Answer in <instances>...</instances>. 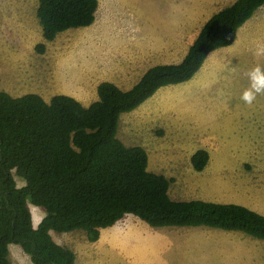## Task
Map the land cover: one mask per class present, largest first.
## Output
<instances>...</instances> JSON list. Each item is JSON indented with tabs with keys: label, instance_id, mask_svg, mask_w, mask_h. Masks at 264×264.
I'll use <instances>...</instances> for the list:
<instances>
[{
	"label": "trees",
	"instance_id": "16d2710c",
	"mask_svg": "<svg viewBox=\"0 0 264 264\" xmlns=\"http://www.w3.org/2000/svg\"><path fill=\"white\" fill-rule=\"evenodd\" d=\"M37 1L45 41L92 24L98 7V0ZM263 4L235 0L204 22L179 63L150 67L128 90L102 81L98 99L87 106L65 94L47 101L36 92L12 96L0 90V264H11L12 243L33 264H75L73 250L57 245L50 231L82 230L87 240L96 241L101 229L128 214L151 227L204 225L264 240V215L232 203L172 200V178L148 170L146 150L117 137L123 113L159 88L189 80L212 50L232 43L238 28ZM43 49L44 43L36 44V51ZM208 159L202 148L190 157L196 171ZM13 173L28 186L17 191ZM29 200L48 213L38 231L31 226Z\"/></svg>",
	"mask_w": 264,
	"mask_h": 264
},
{
	"label": "rangeland",
	"instance_id": "374dc122",
	"mask_svg": "<svg viewBox=\"0 0 264 264\" xmlns=\"http://www.w3.org/2000/svg\"><path fill=\"white\" fill-rule=\"evenodd\" d=\"M171 2L172 0H98L96 22L92 28H70L60 32L50 42L42 37L36 6L30 4L31 0H0V72L3 75L0 90H9L10 87L12 96L36 91L49 95L65 84L69 86L67 91L73 93L88 91L87 86L83 87L76 81L93 75L101 77L103 74H120L119 65L124 66V60L134 59L133 54L137 55L142 50V46H139L141 29L171 20ZM196 7L193 15H182L180 22H188L186 19L191 18L192 23L198 26L204 21L208 13L195 15L199 6ZM199 29L200 27L197 31L183 27L180 29L182 41L178 48L180 54L176 53L178 58L187 53L189 34H197ZM142 33L145 35V32ZM147 39V47H153L154 41L150 37ZM159 42L162 44L160 40ZM37 43H44L42 52L35 50ZM162 48L168 52V47ZM171 50L177 51V48L171 47ZM51 66L53 72L58 73L53 77L52 83L47 77ZM65 75L72 76L65 79ZM72 77L74 85L68 82ZM219 83L222 84L213 85V99L217 98L215 102L219 106L234 109L228 112L231 126L223 127L205 118L207 111L198 109V104L206 103V95L200 93L191 99L187 98L186 93L183 95L186 89L180 86L165 87L143 105L134 117L119 121L117 137L126 145H139L146 150L148 170L172 178L168 187V195L172 200L198 196L201 189L206 188L199 183H192L199 176L210 187L219 185V181H211L213 177H221L219 170L222 167L241 166L247 172L256 167V173H259L256 179L264 176V95H258L249 106L240 99L241 92L248 87L247 80L225 78ZM203 90L201 88V92ZM238 106L246 110H236ZM233 119L235 121L232 122ZM256 119L259 120L257 123ZM195 120L201 122L197 123ZM202 121H206V124ZM257 132L261 135L258 136ZM200 148L207 150L209 161L204 170L194 174L195 170L189 159ZM15 177L18 176L13 173L14 181ZM257 189L264 190V186H257ZM256 210L264 215V196L256 197ZM116 225L115 229L104 230L102 238L97 241L87 240L82 230H75V233L62 239L52 234V238L73 250L75 264H161L156 249L158 239L148 238L147 235L165 232L172 236L170 240L175 244L174 252H166L168 264L210 263L201 262L198 254H183L181 251V243L200 239L199 235H193L197 232L193 226L151 227L130 214ZM200 228L214 227L203 225ZM112 230H116V234ZM215 237L222 239L221 236ZM210 241L212 243L211 239ZM14 248L16 250L11 247L9 251L11 264H33L19 244ZM213 259L218 261L214 254ZM256 260L260 264L264 258L256 257Z\"/></svg>",
	"mask_w": 264,
	"mask_h": 264
},
{
	"label": "crops",
	"instance_id": "0c3cea01",
	"mask_svg": "<svg viewBox=\"0 0 264 264\" xmlns=\"http://www.w3.org/2000/svg\"><path fill=\"white\" fill-rule=\"evenodd\" d=\"M234 1L235 0H172L170 8L171 20H169L165 24L153 25L154 23H152V27L145 28V30L143 28L141 29L140 34H142V37H140L139 46H142V50L138 52L137 55L133 54L134 59L124 60L122 62H126L124 66L119 65L121 70L120 74H103L101 77L93 75L87 76V78H84L82 80L79 79L78 81H76L78 84H81L83 87H88V91L81 93H73L67 91V88H69V86H65V84H63V87L60 90L54 89L53 92L49 95H45L39 91H36V93L40 94L47 101L55 94L69 95L77 99L83 105L87 106L98 99L97 85L102 81L112 82L120 89L128 90L139 81L145 71L150 67L158 64H176L183 59V57L178 58L176 55V53L180 54L178 48H180L181 46L182 36L179 32L182 27L184 29L191 28V30L194 29L193 31H197L198 27H200L201 29L204 22L212 14L232 4ZM30 4L32 6H36L37 8L38 3H36V0H31ZM197 5L199 6V8L196 10L195 15L206 14V12L208 13L206 14L207 17L204 19V21H202L198 26L192 23L191 18L186 19L188 22L181 23L180 21L182 15H193V11L197 8ZM107 12L109 11L107 10ZM109 14L112 15V12H109ZM95 22L96 21L85 27L92 28ZM195 25L197 30L195 29ZM175 31L177 32L174 33ZM142 32H145V35ZM79 34L81 35V33ZM197 34L194 33L192 36L191 34H189L187 40L188 48L195 40ZM147 37H150V39L154 41L153 47H147ZM159 40L162 42V44L159 42ZM256 41H264V4L256 9L252 16L238 28L235 38L231 44L218 47L212 50L207 55L200 69L189 80L159 88L151 97L146 99L136 109L130 112L123 113L120 116L119 121L122 118L134 117L139 112L141 107H143V105L145 106L151 99L155 98V95L158 92L162 91V89H164L165 87L180 86V88L186 89V91L183 92V95L186 93L188 95L187 98L191 99V97L200 93H204L206 95V103L203 105L198 104L200 105L198 109L207 111L205 118L219 123L223 127L231 126L232 123L228 112L234 109L219 106L218 103L215 102L217 98L213 99V95L215 94L213 91V85L222 84L219 82L224 80L225 78L228 79L236 77L238 79L241 78L243 80H247L244 73L248 69L252 68L257 63H259L261 66H264V57L257 58L253 55L252 49ZM162 45L168 47V52L163 50ZM171 47L177 48V51L171 50ZM150 48L151 51H149ZM57 75L58 73L56 71L53 72L51 66V71L47 75L51 83L54 79L53 77ZM71 76L72 75H65L64 78H71ZM2 80L3 75L0 72V84H2ZM73 80L74 79L72 77V79H69L68 82L74 85L75 83ZM201 88L204 89L202 92ZM8 89L9 90L4 88L7 93L9 92V94H11L10 87ZM236 110L245 111L246 109L244 107L240 108V106H238ZM233 121H235V119H233L232 122ZM258 121L259 120L256 119V123ZM195 122L200 123L201 120H195ZM202 122L206 124V121ZM256 127H258V124H256ZM257 135L260 136L261 133L257 132ZM229 167L230 166L222 167L219 170V174L221 175V177H213L214 179L211 182L219 181V185L210 187L208 186V182L205 183L204 179L200 178L199 176L197 181L191 180L193 181L192 183H199L200 185L206 187L201 189L202 191L198 196L190 199L173 198L175 200L194 199L226 204L234 203L247 207L256 212V197L264 196V190H256V187L264 186V184H262V182L264 183V176L260 177V179H256V175L259 174L256 173V167L253 168L250 172H247L246 169L242 168L241 166H239L238 168ZM175 168L179 169V167ZM187 171L190 173L189 169ZM201 171L195 170L194 174L200 173ZM249 176H251L252 178H249ZM202 181L204 182V184ZM119 221L109 227L101 229L99 238L103 236L104 230L115 229V227H117V225L115 226V224H117ZM193 227L197 230V232L193 233V235H199L200 239L197 241H189L186 238L188 241H185L184 244L181 243L180 248L183 254H198L201 259L200 261L203 263H205L206 261H210L209 264H224V262H226V264H258L256 257L264 258V240L258 239L256 241V238L248 236L246 234H242L238 231H229L212 227V229H206L200 228L201 226ZM115 231L113 232L116 234ZM73 233H75V231H50L51 237H53L52 234H55L61 239L62 237L66 238ZM152 234L153 235L148 234L147 237H154V239H158V246L156 248L158 252L157 254L159 256L158 259L160 260L161 264H168L166 262V252H174L175 250V244L170 240L172 236L170 234H166L165 232H161L159 234L156 232H152ZM215 236H221L222 239ZM210 239L212 240V243ZM15 245L16 244L14 243L10 244L9 251H11V247L16 250V248H14ZM10 254L11 252H9V255ZM213 254L217 257L218 261H214ZM263 262L264 260L260 262V264H264Z\"/></svg>",
	"mask_w": 264,
	"mask_h": 264
},
{
	"label": "clouds",
	"instance_id": "9594fccd",
	"mask_svg": "<svg viewBox=\"0 0 264 264\" xmlns=\"http://www.w3.org/2000/svg\"><path fill=\"white\" fill-rule=\"evenodd\" d=\"M253 55L257 58L264 57V41H256L253 46ZM244 75L248 80L246 87L240 94V99L247 105L251 106L258 95H264V66L259 63L248 69ZM28 186V182L23 177H15V187L20 191ZM26 206L29 211L31 226L34 231L39 230V226L47 218V211L40 208L39 205L33 204L30 200L26 201ZM57 245L61 241H55ZM26 255V254H25ZM17 257L14 254V259Z\"/></svg>",
	"mask_w": 264,
	"mask_h": 264
}]
</instances>
